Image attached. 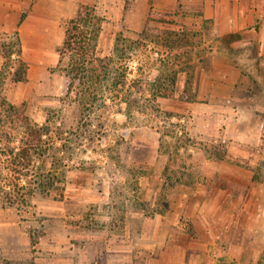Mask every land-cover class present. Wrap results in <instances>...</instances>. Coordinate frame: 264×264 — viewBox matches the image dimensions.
I'll return each instance as SVG.
<instances>
[{
  "label": "rangeland",
  "instance_id": "374dc122",
  "mask_svg": "<svg viewBox=\"0 0 264 264\" xmlns=\"http://www.w3.org/2000/svg\"><path fill=\"white\" fill-rule=\"evenodd\" d=\"M140 1L88 0L101 18L89 47L107 62L95 89L91 77L74 78L58 46L28 99L26 112L48 132L20 185L33 193L28 202L0 205V227L20 223L28 237L12 252L0 246L10 264H146L167 238L193 253L210 248L214 264H264V144L242 160L231 132L234 108L256 107L264 141V0H232L254 32L226 34L215 3L207 17L204 0L171 10ZM152 10L167 17L151 23L164 34L141 45ZM15 31L0 28V39L13 42ZM168 32L186 36V57L168 52ZM14 71L2 63L0 101L18 88ZM176 74L177 92L189 84L196 101L154 94ZM5 113L0 104L2 184L16 176L5 161L22 131Z\"/></svg>",
  "mask_w": 264,
  "mask_h": 264
},
{
  "label": "crops",
  "instance_id": "0c3cea01",
  "mask_svg": "<svg viewBox=\"0 0 264 264\" xmlns=\"http://www.w3.org/2000/svg\"><path fill=\"white\" fill-rule=\"evenodd\" d=\"M154 1L156 7L163 10L174 9L180 3L201 2L203 4V0ZM87 2L88 0H0V28L6 30L16 29L19 31L22 37L24 58L30 63L28 79L16 82L18 88H15L11 93L12 99L9 100L12 103L17 105L23 102L27 103L32 95L40 93L43 82L42 78L47 76L48 66L59 61L56 49L64 39L66 30L64 22L75 16L81 3ZM204 3L207 17L213 16L211 12L213 8L210 10L209 7H212L213 3H215L217 9L216 16L221 34L240 31L254 32V30L249 28V25L252 23L250 13L244 11L238 12L234 6H231L232 0H204ZM24 8H26L27 14L21 19L20 14ZM261 32L260 38L263 41L262 50L264 54V27ZM47 52H52L53 55H47ZM2 63L3 56L0 52V68ZM37 85H40L39 88H37ZM24 88L25 90H23ZM235 90L236 88H233L230 92L234 93ZM233 112L231 116V132L233 140H237L238 142L236 143V152L242 160H251L252 158H250L249 153L264 144L260 132L262 128L260 113L256 107L243 108L240 105L234 108ZM245 115H247L248 121L243 119ZM263 159L264 155L260 163L263 162ZM257 215L259 216H255V218L258 220L263 216L259 212ZM249 220L252 219L249 218ZM10 226L6 227V225H2L0 227V246L8 252L17 250L18 247L25 246L28 242V237L25 235L20 223H14ZM152 238L155 240L154 237ZM165 242L170 245H167L159 255L148 259L146 264H205V259H208V262H211V264L215 262V257L210 256V248L207 253L202 251L193 253L186 247V242L182 244L180 241L168 238L165 239ZM104 249L106 247H103ZM121 250L122 248H118L116 251L120 252ZM130 250L133 252V248H130ZM191 255H193L194 261H191V258H189ZM132 261L133 264H138V262L136 263V259Z\"/></svg>",
  "mask_w": 264,
  "mask_h": 264
},
{
  "label": "trees",
  "instance_id": "16d2710c",
  "mask_svg": "<svg viewBox=\"0 0 264 264\" xmlns=\"http://www.w3.org/2000/svg\"><path fill=\"white\" fill-rule=\"evenodd\" d=\"M167 17L158 15L155 11H151L147 17L145 27L141 34V39L137 43L148 45L153 42V38L163 36V32L158 27L153 26V21H164ZM101 18L97 14L96 6L90 3H81L79 8L66 25L64 41L58 47L60 52V61L68 58L71 73H74V78H78L80 83H86V79L91 77V89H95L102 78V71H107V62L104 59L97 57L94 46L89 47L92 36L97 35V30L100 26ZM93 33V34H92ZM95 33V34H94ZM173 32H168L164 38L165 45L170 54L181 57H186L188 50L183 46L186 44V36H174ZM16 39L12 42L10 39H0V49L3 56V64L5 67L15 69L13 74V81H23L27 79V72L29 68L28 62L24 59L23 46L20 40V33L18 30L13 35ZM93 37V38H94ZM16 54V57H14ZM109 64V62H108ZM177 74L172 78L169 85L163 87H156L154 94L163 97H179L184 101H196L197 93L185 85L184 89L179 93L176 90ZM1 83V82H0ZM1 106L6 112V118H10V123L19 124L22 127L21 136L19 138V145L16 152H12L10 157L5 161V168L15 173V177L6 179L5 183L0 181V205L2 207L15 206L17 204H26L28 197L33 193L31 190L21 187V183L25 176L31 174L30 169L34 167L37 158L41 156V146L44 140V135L48 132L44 125L33 121L32 117L26 112L27 103L23 102L20 105L9 102L2 97L0 101ZM264 117V114H263ZM11 261L4 257L3 250L0 248V262Z\"/></svg>",
  "mask_w": 264,
  "mask_h": 264
}]
</instances>
